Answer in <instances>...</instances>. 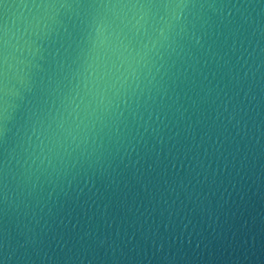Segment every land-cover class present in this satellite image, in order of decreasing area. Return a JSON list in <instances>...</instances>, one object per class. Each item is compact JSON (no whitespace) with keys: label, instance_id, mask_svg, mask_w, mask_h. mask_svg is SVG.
I'll list each match as a JSON object with an SVG mask.
<instances>
[{"label":"water","instance_id":"obj_1","mask_svg":"<svg viewBox=\"0 0 264 264\" xmlns=\"http://www.w3.org/2000/svg\"><path fill=\"white\" fill-rule=\"evenodd\" d=\"M0 264H264V0H0Z\"/></svg>","mask_w":264,"mask_h":264}]
</instances>
